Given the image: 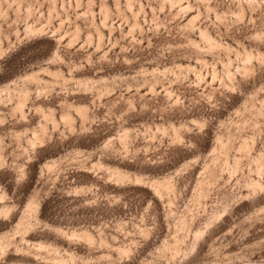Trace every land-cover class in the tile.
Here are the masks:
<instances>
[{"label":"rangeland","instance_id":"obj_1","mask_svg":"<svg viewBox=\"0 0 264 264\" xmlns=\"http://www.w3.org/2000/svg\"><path fill=\"white\" fill-rule=\"evenodd\" d=\"M0 264H264V0H0Z\"/></svg>","mask_w":264,"mask_h":264}]
</instances>
